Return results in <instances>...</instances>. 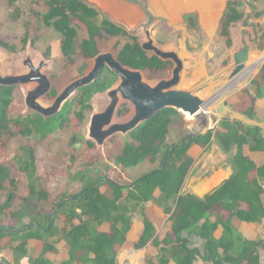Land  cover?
<instances>
[{
  "label": "trees",
  "instance_id": "obj_1",
  "mask_svg": "<svg viewBox=\"0 0 264 264\" xmlns=\"http://www.w3.org/2000/svg\"><path fill=\"white\" fill-rule=\"evenodd\" d=\"M18 1H7L8 18L13 23L25 13ZM243 2L227 1L219 34L228 47L233 44L231 29L245 19ZM44 5L43 11L27 13L22 36L0 31V47L20 53L28 44L37 47L43 29L58 34L61 68L51 76L53 86L47 99L58 96L54 83L60 72L81 66L79 77H83L89 63L113 40L117 41L113 47L116 59L124 67L151 80L172 75L171 61L149 55L128 30L101 20V11L90 0H45ZM262 37L260 50L264 49V32ZM43 55L50 60L51 48ZM116 81L117 75L105 69L51 117L27 111L19 86H0V255L5 254L0 264H24L32 241L40 242L42 250L39 256L27 259L29 264H54L48 255L57 253L59 241L69 257L63 264H117V248L124 246L133 232L131 214L149 203L163 208L171 226L159 239L156 225L142 207L143 229L135 236L133 249L152 245L157 251L156 257L146 256L145 264H196L199 260L207 264H261L264 239H244L232 220L250 224L264 221V161L258 164L244 153L248 147L250 152L264 154L263 129L224 119L205 134L191 138L188 134L170 143L171 129L181 114L166 108L124 136L119 153L90 161L86 155L98 148L85 134L93 113L92 99ZM251 85L256 96H250L252 106L246 115L254 118L256 104L264 98V64ZM128 113L129 106L122 104L118 116ZM74 122L78 124L75 130ZM213 138L226 153L236 148L232 176L203 199L184 194L197 159L193 151H207ZM144 163L155 168L134 181L126 179L129 171ZM21 188L27 194H20ZM8 220L16 223L10 230ZM6 239L8 244L3 242Z\"/></svg>",
  "mask_w": 264,
  "mask_h": 264
},
{
  "label": "rangeland",
  "instance_id": "obj_2",
  "mask_svg": "<svg viewBox=\"0 0 264 264\" xmlns=\"http://www.w3.org/2000/svg\"><path fill=\"white\" fill-rule=\"evenodd\" d=\"M7 1L8 0H0V31L3 33L5 32L8 34H17L22 36L24 33L22 24L28 19L27 13L31 12L33 9L40 11L45 9V0H19L18 6L25 13L21 20L13 23L10 18H8L10 9L7 6ZM243 3L246 19L237 23L233 27V44L231 47L227 46L226 39L222 36L220 37L217 35L213 41L204 39V36L201 35L198 27L195 25L194 28L191 27V29H195V33L189 31L190 38L187 42H185L186 44L181 46L179 43V46L177 47V52L175 53L177 57V71L175 75H171L169 78L151 80L147 78L146 74H141L143 82L152 90H155L161 81H169L174 77H178L180 82L175 89L189 91L194 95L205 96L204 98L199 99L202 102H208V105L211 107V113L207 117L208 126L207 128H204V131H207L209 128H217L224 119H238L239 121V119L244 118L246 111L252 106V98L250 96H256L251 83L256 78L264 64V49L260 50L259 48L263 43L262 35L264 32V15L262 17H258V14L260 13L264 14V0H260L256 4L248 3L247 0H244ZM100 19L110 20V18H108L104 13H101ZM116 43V40L111 41L101 56L111 57L114 61H117L116 52L113 50ZM245 45H247L250 49L248 60L249 64L252 63L253 58H258V60H261L262 64L260 63L257 71L250 76L248 81H246L247 83L244 82L240 86L227 91L226 89L228 84L238 75L237 74L234 77L232 76L233 70L235 69L234 56L243 50ZM49 47L51 48L50 60L46 59L43 55ZM145 49L148 53L153 54V51L155 50L153 42H145ZM182 50L191 54L198 53L199 56L202 55L197 57L195 69L198 71L201 69L199 64L200 58H202L201 60H204L207 69L205 74L201 76L194 85H190L188 89H182V86H186L187 84L186 82H183V80L194 78L193 75L195 72L190 68L187 70L190 60L181 57ZM61 61L62 53L59 36L52 29L45 28L41 32V39L37 47H33L31 44H28L26 49L20 53H11L0 47V76L2 78L24 79L36 78L37 76L46 77L50 82V89L38 98L35 101V104L45 110H53L57 98L62 95L74 82L88 76L93 71L96 64V60L91 61L89 63L88 70L85 72L83 77H79V68L81 66L74 69L72 68L66 73L60 72V77L54 83V85H56L58 96L54 100H49L47 99V96L53 86L51 76L61 68ZM105 69L112 71L108 64H105L104 70ZM128 70L129 69H127V72L130 71ZM123 83V80L117 76V81L111 89L104 93L95 95L92 99L93 113L91 114L90 120L85 127V134L86 139L95 142L98 148L97 150L88 152L86 155L87 159L90 161L107 159L111 155L110 153H119L123 147V138L129 133H116L107 139L97 140L93 124L97 118L101 119L102 127L100 132L104 134L109 132L114 126L128 125L136 117L135 107L130 102L126 101L123 96ZM18 86L24 94L25 104L27 98L44 92L46 89L45 83L39 80L30 81ZM247 89H250L248 91L249 93H247ZM221 91H224V95H219ZM257 103L258 104L256 105L255 110L257 112H255L257 117L251 119L249 122L264 127V98L258 100ZM122 104H127L129 106V113L120 117L118 116V111ZM179 112L181 117L177 119V122L171 129V134L169 136L170 143H177L184 136L203 130L201 120H197L195 117H191L183 111ZM77 128L78 124L74 122L73 129L75 130ZM112 138H115L114 142H110ZM235 153L236 149H234L231 153H226L219 145L218 141L213 138L207 151H204L203 153H200L199 151L197 153L196 163L194 164L193 171L184 186L183 193H198V189L204 178L215 174L221 167L225 170L231 167L233 168L232 159ZM252 157L255 161H257V163H262L264 161L263 154H252ZM154 168V165L144 163L140 167L129 171L126 175V179L134 181L149 173ZM115 176L116 175L114 174L113 177ZM26 192L27 191L25 189L21 188L20 194L25 195L27 194ZM142 207H145L147 216L156 225L159 239L164 238L171 226L169 216L164 214L162 207L149 203L145 206L136 208V210H134L131 214L133 232L128 242L124 246L117 248V264H145V257L148 254L154 257L157 255V251L152 245H149L142 250L133 249V240L143 229V216L141 214ZM6 225L7 227H15L16 223L15 221L8 220ZM3 242L4 244H8V239ZM56 247L57 253L49 254L48 257L54 264H63L69 259L68 254L60 241L57 243ZM28 250L29 258L37 257L42 250V244L40 242L32 241L28 246ZM261 255L264 263V250L261 251ZM4 257L5 254L0 255V262H2ZM29 258H26L24 264H29L27 262V259Z\"/></svg>",
  "mask_w": 264,
  "mask_h": 264
},
{
  "label": "crops",
  "instance_id": "obj_3",
  "mask_svg": "<svg viewBox=\"0 0 264 264\" xmlns=\"http://www.w3.org/2000/svg\"><path fill=\"white\" fill-rule=\"evenodd\" d=\"M227 1L228 0H90V2L95 5L101 13H104L110 18L112 22L122 26L136 36L146 52L145 42H153V46L155 47L153 54L147 53L149 55H157L163 60L171 61L174 64L173 73L177 71V57L175 53L177 52L179 43L181 46L185 45V42L190 38L189 31L195 33V29H191V27L194 28L196 25L201 35L204 36L203 38L206 40L213 41L217 35L221 37L219 34V26L227 8ZM232 31L233 28L231 29V37ZM200 56L198 53L191 54L182 50L181 57L190 60L187 70L190 68L195 72L193 75L194 78L183 80V82L194 85L200 77L205 74V71H207L204 60H201L202 58L199 59L201 69L199 71L195 69L197 57ZM173 73L172 75H174ZM244 116V118L239 119L240 122L249 127L258 126L264 131L263 126L249 122L251 119L257 117V114L254 118H249L246 114ZM236 120L238 121V119ZM199 151V148H195L193 151L195 157ZM244 153L252 159V154H263L259 152H250L248 147L244 148ZM232 174V167L227 170L222 167L219 168L215 174L202 180L203 182L199 189L203 192L198 189V193H193L194 196L201 199L205 198L218 189L232 176ZM217 175H221L223 177L222 180L211 190L204 191L206 185ZM262 187L264 189V184H262ZM223 215L225 218L228 217L225 213ZM232 224L235 230L246 240L256 241L264 239V221L262 223L250 224L234 218ZM198 263L207 264L201 260L196 264ZM170 264L175 263L171 262ZM261 264H264L263 261Z\"/></svg>",
  "mask_w": 264,
  "mask_h": 264
},
{
  "label": "water",
  "instance_id": "obj_4",
  "mask_svg": "<svg viewBox=\"0 0 264 264\" xmlns=\"http://www.w3.org/2000/svg\"><path fill=\"white\" fill-rule=\"evenodd\" d=\"M252 4L258 3L259 0H247ZM249 47L245 45L244 49L235 54V69L232 76L241 73L245 70L249 60ZM96 64L93 71L86 77L74 82L68 89L60 95L53 110H45L39 105L35 104V101L50 89V82L46 77L37 76L36 78H2L0 76V86H18L28 83L30 81H43L46 89L44 92L36 94L26 99L27 109L39 113L45 117H51L57 114L63 104L80 88L94 83L99 76L103 73L105 64H108L111 70L120 78L123 79L122 93L126 101L130 102L136 109V117L131 123L124 126H114L107 133L102 134L100 129L102 122L100 118H97L93 124L95 128V137L97 140H104L116 133H128L137 128L141 123H144L152 119L158 112L166 108H174L178 111H183L185 114L195 117L197 120H201L203 130L190 134L188 138L205 134L204 128L208 126V120L200 112L203 109V102L196 98L192 92L175 89L179 84L180 79L174 77L169 81H161L155 90H152L142 80V72L129 69L127 72L124 67L118 61H114L111 57L99 56L96 59ZM176 74L175 72L173 73ZM51 215L48 216V220ZM49 227L46 228L48 230ZM7 230H10L8 227Z\"/></svg>",
  "mask_w": 264,
  "mask_h": 264
},
{
  "label": "bare ground",
  "instance_id": "obj_5",
  "mask_svg": "<svg viewBox=\"0 0 264 264\" xmlns=\"http://www.w3.org/2000/svg\"><path fill=\"white\" fill-rule=\"evenodd\" d=\"M261 63V60H258V58H253L252 59V63L249 64V62L246 65L245 70H243L241 73H239L237 75V77L232 80L228 86H227V91L233 88H236L237 86H240L241 84H243L244 82L248 81L250 76L255 73L259 67ZM262 64V63H261ZM186 67V66H185ZM123 80V79H122ZM185 80V79H184ZM195 81V80H194ZM247 83V82H246ZM191 83L186 84V86H182V89H188L190 87ZM238 89V88H237ZM216 90V89H215ZM219 90V89H218ZM221 90V89H220ZM229 93V92H228ZM231 93V92H230ZM219 95H224V91H221V93ZM227 95V94H226ZM225 95V96H226ZM196 98H204L205 96L203 95H195ZM215 103V102H214ZM210 104V103H209ZM216 105V104H215ZM218 105V104H217ZM205 118H207L210 113H211V107L210 105H208V102H203V109L200 111ZM190 116V115H189ZM222 176L221 175H217L216 177H214V179L206 185L204 191H209L211 190L213 187H215L221 180H222ZM200 188V187H199ZM201 190V189H199ZM202 191V190H201ZM203 192V191H202ZM202 196V195H201Z\"/></svg>",
  "mask_w": 264,
  "mask_h": 264
}]
</instances>
